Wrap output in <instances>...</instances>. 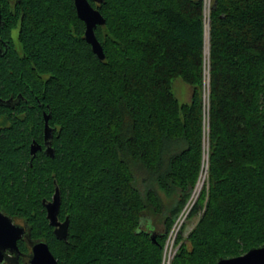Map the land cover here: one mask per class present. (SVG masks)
I'll return each mask as SVG.
<instances>
[{
  "label": "trees",
  "instance_id": "1",
  "mask_svg": "<svg viewBox=\"0 0 264 264\" xmlns=\"http://www.w3.org/2000/svg\"><path fill=\"white\" fill-rule=\"evenodd\" d=\"M91 4L105 19L94 29L104 59L73 0H0L10 39L0 96L22 94L17 111L1 112L16 118L0 135V210L27 225L20 263L30 264V239L47 242L59 264H161L204 151L208 187L190 217L202 213L171 264L264 246V0H211L208 55L204 0ZM177 76L188 102L172 91ZM44 112L53 155L29 161ZM56 187L66 237L42 203Z\"/></svg>",
  "mask_w": 264,
  "mask_h": 264
},
{
  "label": "water",
  "instance_id": "2",
  "mask_svg": "<svg viewBox=\"0 0 264 264\" xmlns=\"http://www.w3.org/2000/svg\"><path fill=\"white\" fill-rule=\"evenodd\" d=\"M78 17L85 23L84 38L91 45L92 50L100 59H104L105 55L99 40L95 35V27L98 24H104L105 19L98 8L91 4V1L101 3L103 0H73ZM49 113L44 112V135L48 143L45 151L48 155H53V148L50 145L52 137L51 126L48 124ZM40 145L33 141L31 144L30 153L34 156ZM60 205V192L56 187L53 194V199L45 203L47 218L49 223L55 226V232H61L60 237H66L67 222L58 221V210ZM23 236L28 238L25 227L21 224L13 222L12 218L0 210V263L7 261L10 254L17 255L20 253L18 240ZM155 241V237L152 236ZM31 248L29 258L30 264H59L58 259L50 250L47 242L43 240L32 241L28 240ZM215 264H264V246L253 247L247 252L233 256L220 258Z\"/></svg>",
  "mask_w": 264,
  "mask_h": 264
},
{
  "label": "flooded vegetation",
  "instance_id": "3",
  "mask_svg": "<svg viewBox=\"0 0 264 264\" xmlns=\"http://www.w3.org/2000/svg\"><path fill=\"white\" fill-rule=\"evenodd\" d=\"M1 26H2V20H1V15H0V57L1 56H5V55L8 54L6 52V49H7L8 45H9V41H10V39H8L7 37H3L2 32H1ZM13 37L14 36H13V33H12V38ZM21 97H22V94L21 93H17L16 95H14L13 93H11L7 97L0 96V135L3 134V131L5 129L11 128L13 126L14 119L16 118L14 115H11V116H9V115H1V112H4V113H8V112L9 113H13L14 111H17L16 110L17 104L20 102ZM18 119L20 120L21 117H18ZM44 127H45V120H44V113H43V125L41 126L40 131L39 132H36V134H31V136H30L31 141L29 143V149H28L29 161L33 157V156L30 155L31 154L30 153L31 144H32L33 141H36L40 145V148L36 151L35 154H37V153L47 154L46 151H45V149L48 146V143L46 142L47 140H45ZM51 132H52V136H53V127L52 126H51ZM35 136H38L39 138H41V141H37L36 138H35ZM52 199H53V195H52V197L50 199H44V198L42 199V203H43L45 209H46L45 203H47L48 201H51ZM57 216H58V214H57ZM46 217H47V213H46ZM12 220L15 223H18V224L23 225L25 227L26 234H27V225H26V223L23 220H21V219H16V220L12 219ZM58 221L59 222H64L65 220L60 219L59 216H58ZM53 232L56 235H61V232H57V233L55 232V226H53ZM22 238H27V237L23 236ZM29 245H30V243H29ZM31 248H32V246H31ZM21 255H22L21 252L18 253L17 255L10 254L9 259L7 261H4V262L0 263V264H21L20 263V257H21Z\"/></svg>",
  "mask_w": 264,
  "mask_h": 264
},
{
  "label": "built area",
  "instance_id": "4",
  "mask_svg": "<svg viewBox=\"0 0 264 264\" xmlns=\"http://www.w3.org/2000/svg\"><path fill=\"white\" fill-rule=\"evenodd\" d=\"M210 4H211V0H204V13H205L206 5H208V9H209ZM205 21H208V12L205 14ZM207 183H208V156L206 152H203L201 168L196 184L194 185L190 193V196L185 201V203L177 213L176 217L174 218V221L164 241V245L162 248L161 264L172 263V260L180 245V241H178V236L179 234H183V229L185 227V224L190 218V213L195 203L197 202L204 185L206 186Z\"/></svg>",
  "mask_w": 264,
  "mask_h": 264
},
{
  "label": "rangeland",
  "instance_id": "5",
  "mask_svg": "<svg viewBox=\"0 0 264 264\" xmlns=\"http://www.w3.org/2000/svg\"><path fill=\"white\" fill-rule=\"evenodd\" d=\"M208 5H206L205 7V14L208 12ZM205 26H206V21H205ZM17 33V30H13V36L15 37ZM209 45V43H208ZM208 52V51H207ZM205 53H206V49H205ZM208 55V53L206 54ZM172 91L175 94V96L177 97V99L179 100V102L181 103H185L188 102L190 99V94H191V87L188 83H186L180 76H177L175 78L172 79ZM203 158V157H202ZM202 161V159H201ZM204 187L207 189L208 184ZM203 187V188H204ZM161 197H162V201L166 204L168 202H171V197L167 196L166 194L161 192ZM174 198H176V196H174ZM202 213V210L199 209L197 214L191 216L189 218V220L187 221V223L185 224V227L183 229V236H186V234L189 232V230L194 226V224L197 222L198 217L200 216V214ZM147 229H150L147 228Z\"/></svg>",
  "mask_w": 264,
  "mask_h": 264
},
{
  "label": "bare ground",
  "instance_id": "6",
  "mask_svg": "<svg viewBox=\"0 0 264 264\" xmlns=\"http://www.w3.org/2000/svg\"><path fill=\"white\" fill-rule=\"evenodd\" d=\"M205 49H206V54H207L208 53L207 52L208 51V21H206V26H205Z\"/></svg>",
  "mask_w": 264,
  "mask_h": 264
}]
</instances>
